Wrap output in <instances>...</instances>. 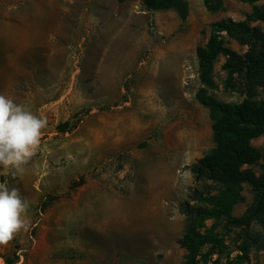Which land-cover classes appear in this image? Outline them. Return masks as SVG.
<instances>
[{"label":"rangeland","instance_id":"rangeland-1","mask_svg":"<svg viewBox=\"0 0 264 264\" xmlns=\"http://www.w3.org/2000/svg\"><path fill=\"white\" fill-rule=\"evenodd\" d=\"M183 1L180 16L141 0H0V94L48 121L23 175L0 168V182L29 201V228L0 245V264H183L180 205L209 207L194 198L219 188L190 171L213 145L208 111L194 99V49L210 23L243 20L264 0H221L214 12ZM222 62L211 93L239 102L241 76L225 85ZM250 145L262 153L264 133ZM261 165L241 168L260 179ZM238 195L230 218L255 205L251 184L240 182ZM210 226L220 243L206 264L240 254L239 264H264V211L247 226L221 215L200 230Z\"/></svg>","mask_w":264,"mask_h":264},{"label":"trees","instance_id":"trees-1","mask_svg":"<svg viewBox=\"0 0 264 264\" xmlns=\"http://www.w3.org/2000/svg\"><path fill=\"white\" fill-rule=\"evenodd\" d=\"M251 3L256 0H240ZM147 9H174L180 16L185 14L183 0H141ZM210 12L218 10L221 0H202ZM264 23V7L252 6L245 18L234 21L220 19L209 24V34L201 46H196L194 54L197 62L199 87L194 99L205 107L210 119L212 147L199 157L190 167L193 180L208 179L218 184L214 194L196 196L194 199L209 207H190L180 205L185 216L182 235L177 244L184 250L183 264H206L209 256L219 245V239L212 226L203 228L205 219H217L221 215L228 222L247 226L251 216L264 211V150L259 153L250 145V140L264 133V32L249 22ZM222 33L245 50L237 53L225 45ZM218 56L223 57L220 68L226 72L225 85L232 87L233 75L241 76V91L244 98L235 103L221 102L211 93L215 89L212 66ZM256 89L262 91L256 97ZM262 159L260 179L254 178L241 167L251 165ZM240 182L252 185L255 191V205L238 218H230V206L240 197ZM205 247L204 251L201 248ZM3 264H13L2 257ZM245 259L243 254L228 260L226 264H239Z\"/></svg>","mask_w":264,"mask_h":264},{"label":"clouds","instance_id":"clouds-1","mask_svg":"<svg viewBox=\"0 0 264 264\" xmlns=\"http://www.w3.org/2000/svg\"><path fill=\"white\" fill-rule=\"evenodd\" d=\"M47 124L46 118L0 94V168L9 169L13 177L23 175ZM28 208L29 201L18 187L0 182V245H6L21 230H28Z\"/></svg>","mask_w":264,"mask_h":264}]
</instances>
